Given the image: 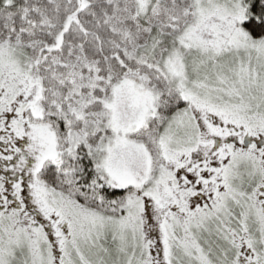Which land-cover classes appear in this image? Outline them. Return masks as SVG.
I'll list each match as a JSON object with an SVG mask.
<instances>
[{
	"label": "snow or ice",
	"instance_id": "obj_1",
	"mask_svg": "<svg viewBox=\"0 0 264 264\" xmlns=\"http://www.w3.org/2000/svg\"><path fill=\"white\" fill-rule=\"evenodd\" d=\"M0 264H264V0H0Z\"/></svg>",
	"mask_w": 264,
	"mask_h": 264
}]
</instances>
